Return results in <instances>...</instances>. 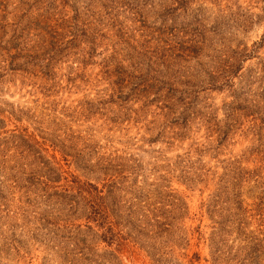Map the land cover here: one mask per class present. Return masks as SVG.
I'll return each instance as SVG.
<instances>
[{
	"label": "rangeland",
	"instance_id": "obj_1",
	"mask_svg": "<svg viewBox=\"0 0 264 264\" xmlns=\"http://www.w3.org/2000/svg\"><path fill=\"white\" fill-rule=\"evenodd\" d=\"M0 264H264V0H0Z\"/></svg>",
	"mask_w": 264,
	"mask_h": 264
}]
</instances>
